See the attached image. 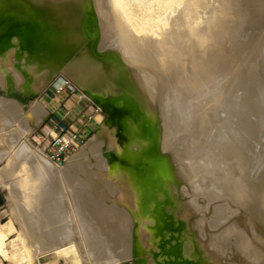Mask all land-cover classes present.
<instances>
[{"label":"bare ground","instance_id":"6f19581e","mask_svg":"<svg viewBox=\"0 0 264 264\" xmlns=\"http://www.w3.org/2000/svg\"><path fill=\"white\" fill-rule=\"evenodd\" d=\"M23 1L43 29L29 36L25 50L15 36L17 45L0 57V87L7 90L9 76L23 92L29 77L42 99L25 104L0 95V110L16 121L21 117L17 140L3 133L0 118V147L12 156L8 164L30 152L42 175L17 186L19 176L10 181V169H0L13 226L0 222L1 259L116 264L136 260L138 252L139 264H162L166 257L155 256L162 247L155 229L165 210L173 211V224L182 223L183 230L173 228L186 239L178 243L177 258L264 264V141L257 147L264 124V0ZM89 9L102 34L97 48L87 32ZM90 27L95 36L97 27ZM69 82L80 98L117 109L124 103L129 110L117 117L120 142L101 124L100 113L93 136L58 165L74 179L57 181L50 176L52 161L31 135L49 115L48 88ZM43 130L56 133L52 126ZM111 153L117 156L112 163ZM135 164L149 165L156 183L152 197L144 195ZM195 194L210 203L223 200L214 206L216 216L237 210L221 233L206 240L196 236L193 219L197 209L211 205L197 208Z\"/></svg>","mask_w":264,"mask_h":264},{"label":"rangeland","instance_id":"374dc122","mask_svg":"<svg viewBox=\"0 0 264 264\" xmlns=\"http://www.w3.org/2000/svg\"><path fill=\"white\" fill-rule=\"evenodd\" d=\"M2 11V12H1ZM0 11V13L1 14H3V7H2V10ZM87 14H91L92 16H93V19H91V21L93 22V27H97V33H96V38L95 39H92L93 40V45H94V47L95 48H97V47H99V45H100V41L102 40V34H101V32H100V30L98 29L99 27H98V22H99V20H98V17H95L94 18V12L92 11V10H88L87 11ZM86 14V15H87ZM3 37H5V36H3V34L2 35H0V39L2 40L3 39ZM16 39L17 38H15V37H12V40L14 41V42H17L16 41ZM21 41V40H20ZM3 44V42H0V45H2ZM20 44L24 47L23 48V50H25V49H27V47L29 46V40H28V42L26 43V44H23V43H21L20 42ZM114 46V45H113ZM113 46H111L112 48H113ZM15 47V46H14ZM110 47V49H112ZM115 48L114 49H112V50H116V48H117V46L115 45L114 46ZM11 48H13V47H11ZM10 48V49H11ZM10 49H8L7 51H5V53H3V52H0V57H5L8 53H9V51H10ZM25 83V85L27 84V86H28V82H29V77H26V79H25V81H24ZM27 89H28V87H27ZM47 92L51 95V96H53V95H56L57 96V98H64V102L65 103H67V102H70L69 104V107H68V105L66 106V105H61L62 107H64V108H67V111L68 110H71V119H67V120H65V119H62V118H60V117H58L57 116V114L56 113H52V114H49L42 122H41V124H40V126H39V128L41 129H45L46 127L47 128H51V126L49 125V124H52V123H54V122H64L65 124H69L71 127H74V128H76L77 130H80L82 133H83V135H84V141H83V143H81V144H79V146H82L85 142H87L92 136H93V134L95 133V131H96V129L98 128V126H99V122L97 121V116L100 114V113H102L103 115H104V117H103V119H102V122H101V124L102 123H107L106 125H107V129H108V133H109V135L111 136V134H112V132L114 131L115 132V134H116V137H117V140H118V142H120L121 141V136L118 134L119 132V130H117L115 127H116V123H117V117H118V115H121V114H123V113H126V112H128V110H129V107L127 106V105H124V103L123 104H117V105H119L120 106V108L119 109H111L110 107H108L107 105H105L104 103H102L101 104V107L96 103V102H94V101H91V100H88V99H86V98H80L79 96H80V92L77 90V88H76V86L74 85V84H72L71 82H69V83H66L65 85H62L60 88H58V87H56L55 88V86H53V85H51L50 86V88H48V90H47ZM0 95H2V94H0ZM36 97H38L39 99H42V95H40V93H38L36 96H34V98H36ZM33 98V99H34ZM15 101L16 102H18V103H20V101L19 100H17V99H15ZM46 103V102H45ZM66 106V107H65ZM98 108H100V110H96L95 111V109H98ZM2 113H0V118H1V120H2V122L4 123V128L2 127V130H5V131H3V133H6V134H10V136H11V138L12 139H14V140H17V137L15 138V136H18V134H19V130H20V128H21V117H19V120H20V122H19V120H18V118H17V121H16V119L15 118H13V115L12 114H10V113H7V112H5V110H0ZM5 112V113H4ZM9 115H7V114ZM89 115H91V116H93V118L92 119H89ZM2 118H4V119H2ZM11 118H12V120H14L15 119V121H12L11 120ZM8 120H9V122H8ZM11 120V121H10ZM104 121V122H103ZM7 122L9 123V124H7ZM15 122H17V125L18 126H16V128L18 129H16L15 128V126L13 125V124H15ZM47 122V123H46ZM20 123V124H19ZM13 126H12V125ZM114 124H115V126H114ZM8 126V127H7ZM12 127V128H11ZM14 127V128H13ZM9 131V132H8ZM13 131V132H12ZM44 131V130H43ZM263 131H264V124H263V127H262V133H261V136H263V137H260V139H261V141H259L257 144V147H259L261 144H263V141H264V133H263ZM16 133H18V134H16ZM16 134V135H15ZM172 146V145H171ZM262 146V145H261ZM260 146V147H261ZM16 148H18L17 146H15ZM259 147V148H260ZM172 147H170V149H171ZM176 151V150H175ZM170 153L171 154H173L174 152H173V150L172 151H170ZM5 155V154H7V157H6V155L4 156V158H3V156L2 155ZM9 155V156H8ZM23 155H24V157H23ZM23 155H21V156H19V154H18V156H19V159H17V157H15L16 158V160L17 161H14L15 163H13V162H11V164H8V163H6L7 162V160L6 159H8L9 157L10 158H12V156H10V153L6 150V147L3 145V147H0V169H2L3 167H5V169H10V173H8L7 171H5V179H11L10 181H12V178L16 175V176H19V178H18V183L16 182L17 181V178H16V181H14L13 180V183H15L17 186H20L22 183H24L26 180H25V178H32V179H36L38 176H41L42 174H40V173H38L37 172V170L35 169L36 168V163L34 162V158L32 157V155H31V153L30 152H28L27 154H23ZM23 159H22V158ZM9 158V159H10ZM26 158L27 159H30V160H26ZM9 159H8V162H9ZM21 159V160H20ZM11 160V159H10ZM13 160H15L14 158H13ZM19 160V161H18ZM33 160V161H32ZM6 161V162H5ZM29 161V162H28ZM17 162H18V164L19 165H17ZM23 163V166H21V164L20 163ZM27 163V164H25V163ZM6 163V164H5ZM13 163V164H12ZM31 163V164H30ZM3 164H5V166H1V165H3ZM24 164H25V166H28V167H25L24 166ZM8 165V166H7ZM33 166V169H32V167L30 168V166ZM34 165H36V166H34ZM48 165H49V168H50V170H49V172H50V176H51V174H52V176H51V178L53 179V180H57V181H61V180H73L74 178H72V175L71 174H69V173H61V172H59L58 171V165L56 166V164L54 163L53 164V162H50V163H48ZM6 166H7V168H6ZM10 166V167H9ZM14 166V167H13ZM21 166V167H20ZM26 168L25 169V171L23 170L24 168ZM12 168H14V170H12ZM15 168H16V170H15ZM27 168L29 169V170H31V173H32V175H30V172H29V170H27ZM12 170V171H11ZM134 170L136 171V174L138 175V176H142L141 177V179L143 178V184L145 183V188H147L146 190H145V188L143 189L144 191H143V193H144V195H146V197H152L153 195H154V193H155V187H156V183H155V181L154 180H152V178L149 176V175H151V170H150V167H149V165H147V164H135V167H134ZM14 171V172H13ZM26 171H28V173H29V176H28V173H26ZM34 171V172H33ZM35 171H36V173H35ZM24 172V173H23ZM52 172V173H51ZM12 176H11V175ZM34 175V176H33ZM202 175L203 174H201L200 176H199V178L201 179L202 178ZM61 176V177H60ZM54 177V178H53ZM146 178V179H145ZM22 180V181H21ZM202 183H204L205 185L204 186H206V183H205V181L204 182H202ZM147 185H148V187H147ZM2 185L0 184V187H1ZM151 187V188H150ZM5 188V189H4ZM204 188V187H203ZM1 189L3 190V195H4V203L5 204H7V206H5V208L4 209H6L5 210V212L3 213V215H6L4 218H3V221H2V223H3V225H5V229H8V227L10 228L11 226H12V222H11V217H10V215H9V213H10V209H9V191H8V188L6 187V186H2L1 187ZM150 189H151V191H150ZM198 196V197H197ZM206 196L205 195H201V194H195L194 195V200H195V203H197L196 205H197V208H198V205L199 204H201V203H203V204H205L204 206H206V205H208L210 202H211V200L209 201L207 198H205ZM8 198V199H7ZM204 198V199H203ZM203 199V200H202ZM205 200V201H204ZM217 201L216 202H212V203H210V205H211V210L210 209H207L208 208V206L206 207V209H197V211H195V213H194V219H193V224H194V229H195V234H196V236L197 237H199V239H200V237H201V240L202 239H204V240H206V238H207V236L209 235V234H211V233H221L222 232V230L224 229V228H226V225L229 223V221H231L232 220V218L233 217H231L230 215L233 213H235L237 210H236V207L234 208V207H231L230 206V204H228L227 202H225V204H227V205H229L230 207H231V211H233L232 213H231V211H229V215L228 216H226V217H222V216H220V218H219V216H216V208L219 206V205H221L222 203H224L223 202V200H221V199H216ZM220 200V201H219ZM198 201V202H197ZM222 201V202H221ZM201 202V203H200ZM208 202V203H207ZM219 202V203H218ZM199 203V204H198ZM214 203V204H213ZM217 204V205H216ZM214 206H217L216 208L214 207ZM230 207H229V210H230ZM219 208V207H218ZM232 208L233 209H235V210H232ZM7 209H8V211H7ZM204 212H203V211ZM207 210V211H206ZM208 210H210V211H208ZM202 212L206 215H203L202 214ZM207 214H206V213ZM162 213H163V216H162V220H159V228L157 229H155V233H157L158 234V236H156V238L155 239H159L158 240V243H161V245H162V247H159L158 249H156L155 250V256H157V259L160 261V259H162V257L163 258H165L166 257V260L165 261H162V264H170L173 260H175L176 262H177V258H175V256H173V255H169V254H167V252H166V250L168 249V248H173V247H175V246H177L178 247V243H179V241L180 242H182V241H185L186 239H184L183 237H182V235H181V233H182V230H183V228H182V223L179 221V222H176L175 224H173V222H175V218H174V214H173V211H165V210H163L162 211ZM172 215V216H171ZM208 215V216H207ZM210 215V216H209ZM215 216L216 218H219L218 219V221L216 222V223H214L213 224V219L212 218H214L215 219V217H213V216ZM230 216V217H229ZM198 217H200V219H198ZM211 217V218H210ZM222 217V218H221ZM198 219V220H197ZM204 220V222H203V220ZM222 219H224L223 220V222H222ZM225 219H226V221H225ZM201 221H202V223H201ZM211 221V222H210ZM197 222V223H196ZM202 224V227H200L201 225H200V223ZM197 225H196V224ZM205 226V227H204ZM217 226V227H216ZM13 227V226H12ZM174 227H181V229L182 230H173V228ZM201 228H202V230H201ZM205 228V229H204ZM203 231V232H202ZM199 232H200V234H199ZM14 233H15V230L13 229V230H11V232L8 234V236H11V237H13L14 236ZM204 234V235H203ZM200 235V236H199ZM205 236V237H204ZM165 250V251H164ZM183 254V253H182ZM230 254V253H229ZM135 257V259L138 261H136V260H133V259H130V260H126V261H124V262H120V263H116V264H125V263H131V264H139V262H141L142 260H143V256H139L138 255V252L136 253V255L134 256ZM186 259L187 257H179V259ZM1 260H3V259H1ZM0 260V261H1ZM3 262H4V264H22L21 262H19V261H16V260H12V262H10L9 260H3ZM2 263V261L0 262V264ZM157 263V262H156ZM155 263V264H156ZM44 264H51V263H49V262H46V263H44ZM59 264H62V262H60Z\"/></svg>","mask_w":264,"mask_h":264},{"label":"water","instance_id":"95a60500","mask_svg":"<svg viewBox=\"0 0 264 264\" xmlns=\"http://www.w3.org/2000/svg\"><path fill=\"white\" fill-rule=\"evenodd\" d=\"M22 1L23 0H3V14L0 13V35L3 34V36L5 37H3L2 40L0 39V42H3V44L0 45V52L5 53V51L17 45V43L12 40V37L16 36L19 38V40H21V43L26 44L31 34H34L36 32L39 33L43 29V24L41 20L33 19L30 16L23 14L22 9L20 8ZM91 18L93 19V16L90 14L87 19V32L90 36H92V39H95L96 36H93V30L90 29V25H93ZM24 23L27 25V28L23 30L22 24ZM23 87L24 91H19L14 86V83L11 78L7 76V90H4L0 87V94L9 97H14L22 103L26 104L29 100L33 99L34 96L37 95V91L32 86H30L29 82L28 86L27 84H24ZM104 104L110 107L111 109H116V106L112 103L104 102ZM116 160L117 156L111 153L110 162L112 163ZM166 251L167 253L174 255L175 258H177V256L179 255V250L177 246L173 248H168ZM190 263L191 260L188 259H183V261H177V264Z\"/></svg>","mask_w":264,"mask_h":264},{"label":"built area","instance_id":"2783aa9c","mask_svg":"<svg viewBox=\"0 0 264 264\" xmlns=\"http://www.w3.org/2000/svg\"><path fill=\"white\" fill-rule=\"evenodd\" d=\"M100 108L95 109V111ZM93 116L89 115V119ZM47 123V122H46ZM55 130V134L46 133L43 129L38 128L32 135L33 144L41 149L47 157L56 165H64L68 158L83 143L84 135L80 130L71 127L64 122H54L50 124ZM4 203L3 190L0 187V222L6 215H3L6 209ZM1 259V256H0Z\"/></svg>","mask_w":264,"mask_h":264},{"label":"crops","instance_id":"0c3cea01","mask_svg":"<svg viewBox=\"0 0 264 264\" xmlns=\"http://www.w3.org/2000/svg\"><path fill=\"white\" fill-rule=\"evenodd\" d=\"M70 102L65 103L64 102V98H57L56 95H53L48 98V100H46V107L49 111V114L52 113H56L58 117L65 119V120H69L71 119V110L67 111V108L62 107L61 105H68ZM65 106V107H66ZM47 119V118H46ZM1 131V130H0ZM125 264H131V263H125Z\"/></svg>","mask_w":264,"mask_h":264},{"label":"flooded vegetation","instance_id":"af4514ba","mask_svg":"<svg viewBox=\"0 0 264 264\" xmlns=\"http://www.w3.org/2000/svg\"><path fill=\"white\" fill-rule=\"evenodd\" d=\"M2 3H3V0H2ZM29 6H28V3L26 2V1H23V3L21 4V6H20V8L22 9V11H23V14H26L27 16H30L31 18H33V19H36L35 17H34V15H33V12H32V10H30L29 8H28ZM27 28V25L24 23V24H22V29L24 30V29H26ZM177 261H183V259H179V258H177Z\"/></svg>","mask_w":264,"mask_h":264}]
</instances>
